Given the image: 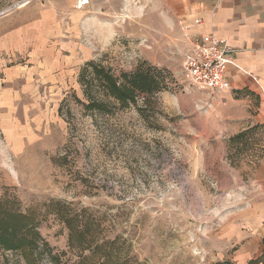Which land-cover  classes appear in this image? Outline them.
<instances>
[{
	"label": "rangeland",
	"instance_id": "374dc122",
	"mask_svg": "<svg viewBox=\"0 0 264 264\" xmlns=\"http://www.w3.org/2000/svg\"><path fill=\"white\" fill-rule=\"evenodd\" d=\"M166 11L165 0H0V218L35 229L40 264H215L231 251L264 131L230 141ZM94 66L134 98L119 100ZM142 72L159 88L134 87ZM0 264L27 263L0 245Z\"/></svg>",
	"mask_w": 264,
	"mask_h": 264
},
{
	"label": "crops",
	"instance_id": "0c3cea01",
	"mask_svg": "<svg viewBox=\"0 0 264 264\" xmlns=\"http://www.w3.org/2000/svg\"><path fill=\"white\" fill-rule=\"evenodd\" d=\"M168 27L183 28L186 51L194 36L215 34L234 48L227 78L231 87L214 104L230 141L264 131V0H165ZM185 51V53H186ZM209 91V90H208ZM251 206L225 237L231 251L220 261L264 264V157L253 170ZM215 263V264H216Z\"/></svg>",
	"mask_w": 264,
	"mask_h": 264
},
{
	"label": "built area",
	"instance_id": "2783aa9c",
	"mask_svg": "<svg viewBox=\"0 0 264 264\" xmlns=\"http://www.w3.org/2000/svg\"><path fill=\"white\" fill-rule=\"evenodd\" d=\"M185 54L184 69L193 84L216 94L231 87L227 71L234 48L229 40L212 33L194 36Z\"/></svg>",
	"mask_w": 264,
	"mask_h": 264
},
{
	"label": "trees",
	"instance_id": "16d2710c",
	"mask_svg": "<svg viewBox=\"0 0 264 264\" xmlns=\"http://www.w3.org/2000/svg\"><path fill=\"white\" fill-rule=\"evenodd\" d=\"M95 71H97V75L100 76L102 83L105 84L110 92H112L119 100L123 101L124 103L128 104L129 100L134 98V91H132L131 87L127 86H118L116 80L110 75L109 72L104 71L103 69H98L94 66ZM156 78L153 77L148 72H142L141 74H136L133 79H130V83L132 85H137L139 88L143 90H150L153 87H157ZM159 88V87H157ZM94 106L97 109H103L104 107L100 105V103H94ZM16 218L10 217H1L0 218V245L2 247H8V249L20 251L26 260L27 264H40L39 257L37 254V248L39 244V235L33 228L34 235L29 233L32 230L27 231L26 237L22 236L23 233L18 235L15 231L11 230L13 227L11 221ZM23 219H26L25 217ZM15 227V226H14ZM31 229V228H29ZM27 229V230H29ZM83 233L81 230L77 232V234ZM28 235H31L29 238ZM216 264H229L227 261L223 263H216Z\"/></svg>",
	"mask_w": 264,
	"mask_h": 264
},
{
	"label": "bare ground",
	"instance_id": "6f19581e",
	"mask_svg": "<svg viewBox=\"0 0 264 264\" xmlns=\"http://www.w3.org/2000/svg\"><path fill=\"white\" fill-rule=\"evenodd\" d=\"M86 3V2H85Z\"/></svg>",
	"mask_w": 264,
	"mask_h": 264
}]
</instances>
